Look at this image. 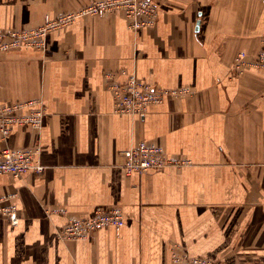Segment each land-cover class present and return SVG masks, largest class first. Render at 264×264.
<instances>
[{
  "label": "crops",
  "instance_id": "obj_1",
  "mask_svg": "<svg viewBox=\"0 0 264 264\" xmlns=\"http://www.w3.org/2000/svg\"><path fill=\"white\" fill-rule=\"evenodd\" d=\"M91 0H0V29L29 30ZM151 27L120 11L77 19L47 48L0 53V103L41 102L43 127L14 129L13 150L39 148L41 175H0V264H171L173 252L219 264H264V71L261 0H152ZM135 72L186 90L143 117L115 112L110 86ZM154 141L174 164L128 176L124 151ZM15 207L14 224L6 212ZM124 226L85 239L59 230L98 209Z\"/></svg>",
  "mask_w": 264,
  "mask_h": 264
},
{
  "label": "built area",
  "instance_id": "obj_2",
  "mask_svg": "<svg viewBox=\"0 0 264 264\" xmlns=\"http://www.w3.org/2000/svg\"><path fill=\"white\" fill-rule=\"evenodd\" d=\"M264 4V0H261ZM112 11L122 12L130 23V28L151 27L158 18V7L152 0H91L83 9L58 17L47 15L42 26L29 30L0 29V53L25 48L45 50L50 33L69 28L77 19L95 16ZM248 69L264 71V39L258 54L250 56L241 52L235 57L232 70L237 75ZM123 81L113 82L110 91L115 101V112L121 115L143 117L153 105L161 104L167 97L179 96L186 90H166L151 85L137 77L135 72L123 73ZM44 110L42 103H0V137L7 143L10 135L19 126L28 125L36 130L43 127ZM39 148L32 150H13L7 144L0 147V175L21 178L27 173L41 175L45 167L38 160ZM124 170L128 176L143 174L155 170L161 171L174 164L165 150L154 141H140L124 151ZM10 220L17 222V209L6 212ZM125 218L120 208L98 209L94 216L87 219H75L67 223L58 232L63 240H80L93 232L113 227L116 230L124 226ZM171 264H219L215 261L192 257L186 253L173 252Z\"/></svg>",
  "mask_w": 264,
  "mask_h": 264
},
{
  "label": "bare ground",
  "instance_id": "obj_3",
  "mask_svg": "<svg viewBox=\"0 0 264 264\" xmlns=\"http://www.w3.org/2000/svg\"><path fill=\"white\" fill-rule=\"evenodd\" d=\"M154 3V2H153ZM155 4V3H154ZM157 6V5H156Z\"/></svg>",
  "mask_w": 264,
  "mask_h": 264
}]
</instances>
